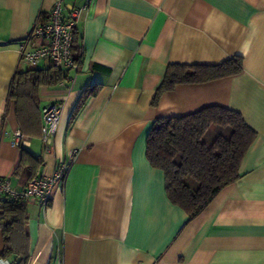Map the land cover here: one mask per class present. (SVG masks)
I'll return each mask as SVG.
<instances>
[{"label":"crops","instance_id":"0c3cea01","mask_svg":"<svg viewBox=\"0 0 264 264\" xmlns=\"http://www.w3.org/2000/svg\"><path fill=\"white\" fill-rule=\"evenodd\" d=\"M53 3L0 0V179L9 176L22 189L13 175L21 147L41 156L37 175L71 159L45 209L26 201L27 264H264V0H88L76 23L78 70L39 86L40 119L20 116L21 125L9 99L21 67L18 43ZM233 56L243 59L240 73L178 84L152 104L169 63ZM91 85L97 93L72 118ZM49 104L60 114L45 150L41 109ZM209 106L239 112L256 137L239 178L189 219L168 200L163 172L147 160L146 138L156 118ZM3 248L0 227V264L18 259L2 258Z\"/></svg>","mask_w":264,"mask_h":264},{"label":"trees","instance_id":"16d2710c","mask_svg":"<svg viewBox=\"0 0 264 264\" xmlns=\"http://www.w3.org/2000/svg\"><path fill=\"white\" fill-rule=\"evenodd\" d=\"M72 55L79 67L82 49L77 44L76 30ZM242 69L241 56H233L218 64L169 63L152 104H156L162 92L171 90L178 84L203 83L238 74ZM69 72L68 69L53 65L18 67L11 83L9 99L16 106L21 125L23 123L20 122V116L27 115L26 118L31 122L40 119L36 102L37 88L67 81ZM97 90V87L91 85L82 92L72 118ZM214 125L219 126L218 133L207 143L203 140V135ZM255 137L256 132L239 112L225 107L209 106L183 116L156 118L146 138V157L151 166L163 172L168 200L179 206L191 219L197 216L222 188L239 178L240 162ZM42 164L40 155H33L21 147L19 162L13 175L19 177L24 186L29 179L37 175ZM26 221V201H2L0 227L4 234V248L1 257L18 256V259L10 264L28 262Z\"/></svg>","mask_w":264,"mask_h":264},{"label":"built area","instance_id":"2783aa9c","mask_svg":"<svg viewBox=\"0 0 264 264\" xmlns=\"http://www.w3.org/2000/svg\"><path fill=\"white\" fill-rule=\"evenodd\" d=\"M88 7V0L81 7H76L66 0H54L48 14L38 17L31 28L25 32L18 43L19 65L21 67H38L53 65L64 69L78 70L72 55L77 19L82 10ZM59 108L49 104L41 109V141L45 150L49 149L52 136L56 131L59 119ZM14 143H24L19 130L14 133ZM71 159L58 163L51 175H35L29 179L22 189L10 184L9 176L0 179V205L5 199L35 201L45 209L52 191L59 187L66 177ZM3 264H8L4 262Z\"/></svg>","mask_w":264,"mask_h":264},{"label":"rangeland","instance_id":"374dc122","mask_svg":"<svg viewBox=\"0 0 264 264\" xmlns=\"http://www.w3.org/2000/svg\"><path fill=\"white\" fill-rule=\"evenodd\" d=\"M218 127L219 126H215V125L211 126L207 130V132L203 135V140L209 143L212 140L213 136L218 133L219 130Z\"/></svg>","mask_w":264,"mask_h":264}]
</instances>
